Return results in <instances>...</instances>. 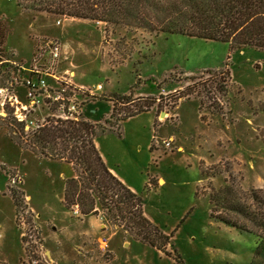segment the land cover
<instances>
[{
    "label": "rangeland",
    "instance_id": "374dc122",
    "mask_svg": "<svg viewBox=\"0 0 264 264\" xmlns=\"http://www.w3.org/2000/svg\"><path fill=\"white\" fill-rule=\"evenodd\" d=\"M51 42L62 49L56 61ZM114 93L135 102L112 117ZM147 96L156 98L148 110L119 120ZM4 104L28 132L52 117L96 123L98 147L169 243L143 242L101 209L67 208L73 166L14 141ZM225 186L264 216V50L0 0V264H264V240L256 254V235L211 216V195ZM214 214L263 232L241 213Z\"/></svg>",
    "mask_w": 264,
    "mask_h": 264
},
{
    "label": "trees",
    "instance_id": "16d2710c",
    "mask_svg": "<svg viewBox=\"0 0 264 264\" xmlns=\"http://www.w3.org/2000/svg\"><path fill=\"white\" fill-rule=\"evenodd\" d=\"M17 4L26 10L101 21L120 28L178 33L228 42L231 48L248 46L264 50V0H17ZM106 99L113 102L112 117L120 112L117 105L135 102L131 94L114 93ZM138 100L143 102L136 103V109L119 120L146 111L156 102L152 96ZM4 105L7 114L4 119H11L7 126L14 141L44 157L73 166L75 173L65 182L63 202L67 208L77 207L83 215H99L101 209L104 217L134 233L135 238L137 235L157 247L169 243L171 235L164 234L145 216L141 195L114 175L103 160L94 141L96 123L86 118L52 117L28 132L26 120L19 118L13 107ZM24 131L28 132L26 137ZM10 191L17 212L25 209L23 192L12 187ZM210 202L211 216L259 238L256 254H260L264 216H257L250 206L237 201L230 186L213 192ZM220 210L250 217L263 232L214 214ZM159 238L163 239V245L158 243Z\"/></svg>",
    "mask_w": 264,
    "mask_h": 264
},
{
    "label": "built area",
    "instance_id": "2783aa9c",
    "mask_svg": "<svg viewBox=\"0 0 264 264\" xmlns=\"http://www.w3.org/2000/svg\"><path fill=\"white\" fill-rule=\"evenodd\" d=\"M61 52H62L61 46L57 42L49 43V53L51 55L52 60H54V61L58 60L61 56ZM41 81L43 82L44 80H41ZM30 94H31V92H30ZM35 102H37V101L33 100V103H35ZM73 118H77V117L75 116ZM162 142L166 147H169L173 143V139L172 138L163 139Z\"/></svg>",
    "mask_w": 264,
    "mask_h": 264
},
{
    "label": "crops",
    "instance_id": "0c3cea01",
    "mask_svg": "<svg viewBox=\"0 0 264 264\" xmlns=\"http://www.w3.org/2000/svg\"><path fill=\"white\" fill-rule=\"evenodd\" d=\"M137 115V114H136ZM136 115H134V116H136ZM133 116H131V117H128L127 119H125V120H123L122 121V123L124 122V121H126V120H128V119H130V118H132ZM122 127V126H121ZM121 130V129H120ZM120 130H117V133H119L120 132ZM119 136H121V134H118ZM94 141H95V138H94ZM95 145H96V147L98 148V150H99V152H100V154H101V156H102V158H103V160L105 161V163L107 164V166H108V168L110 169V171L114 174V175H116L126 186H128L133 192H136L137 193V191L136 190H134V188L125 180V178H123L121 175H119L118 174V172H117V169H116V167H114V166H112V165H110V163L106 160V157L103 155V153H102V151H101V149L98 147V145H97V142L95 141ZM149 148H150V146H149ZM151 149V148H150ZM163 180V182L165 181V179H162ZM146 185V183H144V186Z\"/></svg>",
    "mask_w": 264,
    "mask_h": 264
}]
</instances>
